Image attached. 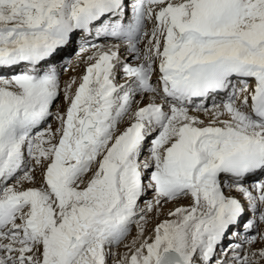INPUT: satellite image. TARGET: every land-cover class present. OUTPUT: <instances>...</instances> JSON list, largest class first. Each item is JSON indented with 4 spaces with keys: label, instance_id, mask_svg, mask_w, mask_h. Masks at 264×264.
Listing matches in <instances>:
<instances>
[{
    "label": "snow or ice",
    "instance_id": "obj_1",
    "mask_svg": "<svg viewBox=\"0 0 264 264\" xmlns=\"http://www.w3.org/2000/svg\"><path fill=\"white\" fill-rule=\"evenodd\" d=\"M110 258L264 264V0H0V264Z\"/></svg>",
    "mask_w": 264,
    "mask_h": 264
},
{
    "label": "bare ground",
    "instance_id": "obj_2",
    "mask_svg": "<svg viewBox=\"0 0 264 264\" xmlns=\"http://www.w3.org/2000/svg\"><path fill=\"white\" fill-rule=\"evenodd\" d=\"M89 39L91 40L92 38H89ZM100 42L102 43V42H104V41H100ZM83 71H84V67H83V65L81 64V66H80L79 68H77L75 71L70 70L69 72H67V75H66V77L64 78V80H67L70 76H79V75L83 74ZM64 80H63V81H64ZM218 98H219V99L216 100L217 102H219V100H220V97H218ZM207 103L210 105V104L212 103V99L210 98V99L207 101ZM233 194H235V193H233ZM147 196H148V195H147ZM174 207H175V206L167 207V209L163 210V214H162V215H160L158 218L154 217L153 220H152V222H150V223L146 226V232H145V235H146V236L149 235V234L151 233L152 229L155 227V225H156L157 223H159V222L162 221L163 219L167 218V211L170 210V209H172V208H174ZM155 219L160 220V221L157 222V223H156V222H153V221H156ZM241 228H242V227H241ZM134 229L136 230V226H135V225H132V227H131V231H130V234H129L128 238L125 240L124 243H129L134 237H136V235H137V230L134 231ZM238 229H240V225L237 226V227H235L234 232H235L236 230H238ZM241 230H242V229H241ZM131 233H133V235H132ZM134 235H135V236H134ZM234 245H235V244H234ZM119 248H120V250H119ZM119 248H113L112 251H113V252H116V253H118V254H123L124 252L127 251V249L124 248L123 245H121ZM121 248H122V250H121Z\"/></svg>",
    "mask_w": 264,
    "mask_h": 264
},
{
    "label": "rangeland",
    "instance_id": "obj_3",
    "mask_svg": "<svg viewBox=\"0 0 264 264\" xmlns=\"http://www.w3.org/2000/svg\"><path fill=\"white\" fill-rule=\"evenodd\" d=\"M92 42H100V41H92ZM76 47V44H74L72 47H70L69 49H68V51H67V53L65 54L66 55V57L68 58V59H71V60H73V62H74V53H73V49ZM70 71V70H69ZM69 71H67V72H69ZM67 72H65V71H63V69H61V71H60V75H61V81L63 82V80H64V78L66 77V75H67ZM61 103H63V100H62V97H61V101H60ZM53 126L55 127V124H53ZM145 199H151V193H149L148 194V196L147 197H145ZM182 203H188V201H183ZM143 206V205H142ZM170 206H176V205H174V204H168L166 207H165V209H167V207H170ZM164 209V210H165ZM157 218V217H156ZM248 218H250V217H245V220H247ZM153 220V219H152ZM156 221H153V222H159L160 220H157V219H155ZM152 222V221H151ZM242 227V228H241ZM235 229V227L233 228V230ZM244 230V228H243V222L241 223V225H240V229L239 230ZM233 230H231L232 232H233ZM134 231H136L135 229H134ZM132 235H133V233H131ZM135 236V235H134ZM239 237V238H238ZM238 237H233V236H231V233L229 234V236L224 240V242H223V245L221 246V248H225V247H227L229 244H232V245H234V244H238V243H240L242 240H243V237H244V232H242V233H240V235L238 236ZM256 247L257 248H259V247H261V245L260 244H257L256 245ZM119 250H120V248H119ZM121 250H122V248H121ZM219 251H220V249H218V253H219ZM229 255H231V254H229ZM109 264H112V260H111V258H110V260H109Z\"/></svg>",
    "mask_w": 264,
    "mask_h": 264
}]
</instances>
